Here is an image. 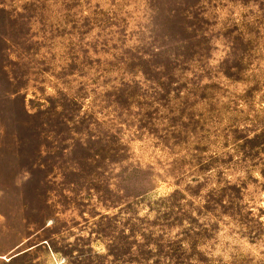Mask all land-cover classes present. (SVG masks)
<instances>
[{
    "label": "rangeland",
    "instance_id": "obj_1",
    "mask_svg": "<svg viewBox=\"0 0 264 264\" xmlns=\"http://www.w3.org/2000/svg\"><path fill=\"white\" fill-rule=\"evenodd\" d=\"M11 249L264 264V0H0Z\"/></svg>",
    "mask_w": 264,
    "mask_h": 264
},
{
    "label": "crops",
    "instance_id": "obj_2",
    "mask_svg": "<svg viewBox=\"0 0 264 264\" xmlns=\"http://www.w3.org/2000/svg\"><path fill=\"white\" fill-rule=\"evenodd\" d=\"M12 251H13V249H11V252L8 253L7 255H2V254H0V261H2V260H6V261L11 262V261H13L14 259H16L17 257L27 255V254L31 251V249H27V250H24V251H22V252H20V253H18V254H14V255H11V256H10V254L12 253ZM5 256H6V257H5ZM8 256H10V257H8Z\"/></svg>",
    "mask_w": 264,
    "mask_h": 264
}]
</instances>
